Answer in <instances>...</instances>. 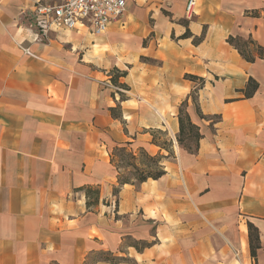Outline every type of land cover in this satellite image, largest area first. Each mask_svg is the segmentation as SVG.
I'll return each instance as SVG.
<instances>
[{
    "label": "crops",
    "instance_id": "obj_1",
    "mask_svg": "<svg viewBox=\"0 0 264 264\" xmlns=\"http://www.w3.org/2000/svg\"><path fill=\"white\" fill-rule=\"evenodd\" d=\"M36 1L0 0V264H264V58L226 41L264 47V0H197L191 17L186 0H126L103 34L47 38L21 16ZM185 100L195 152L176 140ZM163 132L165 173L113 193L110 149L163 154Z\"/></svg>",
    "mask_w": 264,
    "mask_h": 264
},
{
    "label": "trees",
    "instance_id": "obj_2",
    "mask_svg": "<svg viewBox=\"0 0 264 264\" xmlns=\"http://www.w3.org/2000/svg\"><path fill=\"white\" fill-rule=\"evenodd\" d=\"M190 32L188 30L182 35L183 37L190 36ZM202 39V36L195 38L194 42H199ZM226 41L232 45L244 58L246 61L254 62L257 58H264V47L257 44L255 41L251 39V37L242 38L237 36H228ZM117 70V69H116ZM125 72H119L116 77L111 76V80L114 83H117V77L124 76ZM185 78L191 80H199L200 83H203V79L191 74H185ZM121 87H124L123 84H120ZM258 84L249 79L248 83L244 90V95L246 97H250L255 90L257 89ZM194 98L193 95H191ZM186 100L183 101L179 107L178 111V123H179V131L176 136L177 143L180 147L184 148L188 152H195L198 148V140L201 137L199 133L198 127L191 122L190 117L185 109ZM192 135L194 137V147L191 148L190 146H186L183 142V137L185 135ZM154 141V140H153ZM128 142L116 144L114 145L109 151L110 163L116 168L117 170V184L118 186L113 189V193H117L119 187L125 183H134V182H143L149 178L157 179L162 176L165 171L163 166L161 165V161L166 157L163 154H155L151 155L143 148H139L137 153H134L132 150L129 149ZM162 147V146H161ZM164 150L167 151L168 155L172 154V151L169 147L165 148L162 147ZM139 156L144 157L149 163L143 162L139 160ZM154 165L156 167V172L149 171L150 166ZM125 170H133L135 173L134 178H129L126 175ZM87 197H93L92 200L87 199L86 204L90 206L92 204H96L98 201V189L87 188ZM248 228V240H249V249L250 254L253 259L256 258V250L259 248V238L257 229L251 224H247ZM136 250H140L141 247L138 246L137 243L133 244ZM148 246L147 242H142V247ZM105 260L110 262H125L126 259L123 257L113 256L111 254L105 255Z\"/></svg>",
    "mask_w": 264,
    "mask_h": 264
},
{
    "label": "built area",
    "instance_id": "obj_3",
    "mask_svg": "<svg viewBox=\"0 0 264 264\" xmlns=\"http://www.w3.org/2000/svg\"><path fill=\"white\" fill-rule=\"evenodd\" d=\"M196 2L186 0L187 16L193 15ZM125 11L126 0H37L31 9L21 12V16L38 38H47L50 33L71 31L78 26L87 27L96 35L103 34ZM19 47L25 54L35 56L28 47L20 44ZM112 206L115 207V200Z\"/></svg>",
    "mask_w": 264,
    "mask_h": 264
},
{
    "label": "rangeland",
    "instance_id": "obj_4",
    "mask_svg": "<svg viewBox=\"0 0 264 264\" xmlns=\"http://www.w3.org/2000/svg\"><path fill=\"white\" fill-rule=\"evenodd\" d=\"M143 3V2H142ZM123 17V16H122ZM121 17V18H122ZM144 60H146V59H144ZM110 74L113 76V77H116L117 75H118V73L117 72H115V71H113V70H110ZM115 87H117V88H120V87H118L117 85L115 86ZM157 138H158V143L162 146V147H164L165 146V148L167 147H169V149L172 151V147H171V145H172V143L171 142H169V140L167 139V132H163L162 134H158L157 135ZM183 139H184V144L187 146H190L191 148H193L194 147V143H195V141H194V137H192V135H190V134H186L184 137H183ZM163 155H166V157L163 159V160H171L172 159V154H170V155H168V153H167V151L165 150V152L163 153ZM139 160L140 161H143V162H147V163H149L144 157H141V156H139ZM149 171H151V172H156V167L152 164L151 166H150V169H149ZM125 172H126V175L129 177V178H134V176H135V173L133 172V170H130L129 172H128V170H125ZM104 257H106L105 255H103V254H97V255H94L93 256V258L95 259H101V258H104Z\"/></svg>",
    "mask_w": 264,
    "mask_h": 264
}]
</instances>
